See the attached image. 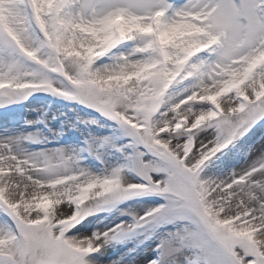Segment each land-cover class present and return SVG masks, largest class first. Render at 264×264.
I'll return each instance as SVG.
<instances>
[{
  "label": "snow or ice",
  "instance_id": "6c2138e0",
  "mask_svg": "<svg viewBox=\"0 0 264 264\" xmlns=\"http://www.w3.org/2000/svg\"><path fill=\"white\" fill-rule=\"evenodd\" d=\"M0 264H264V0H0Z\"/></svg>",
  "mask_w": 264,
  "mask_h": 264
}]
</instances>
